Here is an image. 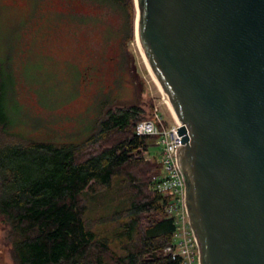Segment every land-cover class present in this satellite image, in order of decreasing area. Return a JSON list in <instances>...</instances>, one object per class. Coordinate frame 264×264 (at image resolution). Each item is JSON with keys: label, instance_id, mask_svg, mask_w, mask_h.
I'll use <instances>...</instances> for the list:
<instances>
[{"label": "water", "instance_id": "1", "mask_svg": "<svg viewBox=\"0 0 264 264\" xmlns=\"http://www.w3.org/2000/svg\"><path fill=\"white\" fill-rule=\"evenodd\" d=\"M135 2L146 67L182 125L199 264H264V0Z\"/></svg>", "mask_w": 264, "mask_h": 264}, {"label": "trees", "instance_id": "2", "mask_svg": "<svg viewBox=\"0 0 264 264\" xmlns=\"http://www.w3.org/2000/svg\"><path fill=\"white\" fill-rule=\"evenodd\" d=\"M93 1L126 11L124 44L133 39L134 0ZM8 100L0 91V225L13 264H181L164 253L176 225L153 188L162 165L145 157L156 138L135 133L152 116L104 102L92 134L58 142L15 131Z\"/></svg>", "mask_w": 264, "mask_h": 264}, {"label": "rangeland", "instance_id": "3", "mask_svg": "<svg viewBox=\"0 0 264 264\" xmlns=\"http://www.w3.org/2000/svg\"><path fill=\"white\" fill-rule=\"evenodd\" d=\"M129 28L126 11L93 0H0V91L15 131L80 142L92 134L104 102L113 109L137 104L147 118L158 109L172 123L136 27L124 44ZM159 152L152 142L146 160ZM5 237L0 225V264H13Z\"/></svg>", "mask_w": 264, "mask_h": 264}, {"label": "built area", "instance_id": "4", "mask_svg": "<svg viewBox=\"0 0 264 264\" xmlns=\"http://www.w3.org/2000/svg\"><path fill=\"white\" fill-rule=\"evenodd\" d=\"M181 123L174 118L169 123L156 109L150 119L140 121L135 133L140 137L156 138L160 152L156 161L162 165V175L153 178V188L171 201L167 213L175 221L176 231L173 242L164 250L173 259L180 258L181 264H197L199 259L198 243L190 227L186 207V183L178 162L179 143L183 136L179 134Z\"/></svg>", "mask_w": 264, "mask_h": 264}, {"label": "bare ground", "instance_id": "5", "mask_svg": "<svg viewBox=\"0 0 264 264\" xmlns=\"http://www.w3.org/2000/svg\"><path fill=\"white\" fill-rule=\"evenodd\" d=\"M136 27H137V20H136ZM136 36H137V30H136ZM137 40H138V43L140 44V42H139V39H138V36H137ZM140 47H141V45H139ZM141 52H142V49H141ZM142 55H143V53H142ZM144 57V56H143ZM154 78V77H153ZM156 81V80H155ZM157 82V81H156ZM158 84V83H157ZM169 104V103H168ZM169 106H170V108H171V110H172V113H173V116H174V118L176 119V120H178V118L176 117V115L174 114V111H173V108H172V106L169 104ZM179 121V120H178Z\"/></svg>", "mask_w": 264, "mask_h": 264}]
</instances>
